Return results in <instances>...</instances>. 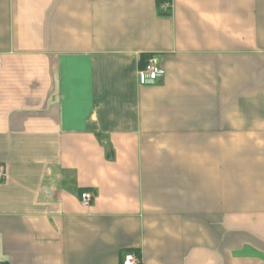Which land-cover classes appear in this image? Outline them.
Returning a JSON list of instances; mask_svg holds the SVG:
<instances>
[{
  "label": "crops",
  "instance_id": "1",
  "mask_svg": "<svg viewBox=\"0 0 264 264\" xmlns=\"http://www.w3.org/2000/svg\"><path fill=\"white\" fill-rule=\"evenodd\" d=\"M156 1L0 0V264H264V0Z\"/></svg>",
  "mask_w": 264,
  "mask_h": 264
},
{
  "label": "built area",
  "instance_id": "2",
  "mask_svg": "<svg viewBox=\"0 0 264 264\" xmlns=\"http://www.w3.org/2000/svg\"><path fill=\"white\" fill-rule=\"evenodd\" d=\"M164 9H169L170 3L169 2H162L160 3ZM164 74V70L160 67L157 63L155 58L148 57L144 65L137 70V81L140 85H144L147 82H154ZM5 171L4 167L0 165V180L4 179ZM79 201L82 205H88L92 200L93 196L88 191H83L80 193ZM122 264H140V257L137 253L133 251H129L124 254Z\"/></svg>",
  "mask_w": 264,
  "mask_h": 264
},
{
  "label": "trees",
  "instance_id": "3",
  "mask_svg": "<svg viewBox=\"0 0 264 264\" xmlns=\"http://www.w3.org/2000/svg\"><path fill=\"white\" fill-rule=\"evenodd\" d=\"M161 1H163V0H157L156 2L159 4ZM149 56L148 55H143L142 56V58H141V60H142V63H141V66L140 67H142L143 65H144V63L146 62V60H147V58H148ZM139 67V68H140ZM108 155H109V152H108ZM134 253H137V251H133ZM138 254V253H137Z\"/></svg>",
  "mask_w": 264,
  "mask_h": 264
}]
</instances>
